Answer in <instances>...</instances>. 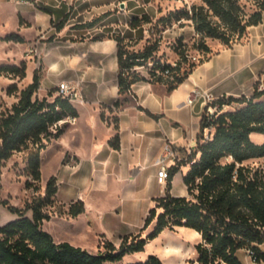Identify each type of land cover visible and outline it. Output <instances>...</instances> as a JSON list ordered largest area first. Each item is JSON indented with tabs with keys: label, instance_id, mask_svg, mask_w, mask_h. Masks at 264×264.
Returning <instances> with one entry per match:
<instances>
[{
	"label": "trees",
	"instance_id": "trees-1",
	"mask_svg": "<svg viewBox=\"0 0 264 264\" xmlns=\"http://www.w3.org/2000/svg\"><path fill=\"white\" fill-rule=\"evenodd\" d=\"M247 2L249 4L241 0H197L158 19L157 23L165 26L172 20L190 22L199 36L196 48L204 54L197 61L191 59L182 38L172 47L178 60L171 63L158 55L159 41H147L141 49H135L132 38L122 32L108 34L117 45L119 94L130 93L133 85L139 82L163 84L168 92L176 89L198 65L209 59L212 49L207 39L231 47L247 34L250 27L262 23L264 0ZM107 16L103 14L86 23L85 27H94ZM19 21L24 23L21 16ZM65 21L66 17L58 23V31L64 28ZM150 22L151 18L143 14L140 18L133 17L129 24L137 28ZM1 39L25 42L18 33L7 34ZM40 71V67L35 69L32 82L21 90L16 83L7 87L9 95L19 91L18 100L0 113V163L10 159L15 152L29 149L27 170L30 179L26 187L35 191L41 182L42 151L63 135L68 127L67 119L79 115L70 97L54 95L56 88L48 90L43 98L35 96L41 86ZM26 75L25 60L20 64H0V76L22 80ZM232 103L241 106L231 111L223 110ZM121 104L117 100L113 107ZM214 105L218 107L214 115L202 113L194 151L185 161L170 167L165 195L155 199V206L149 210L140 233L124 235L119 246L106 241L104 251L98 253L69 242L57 243L42 227L44 221L50 219L47 208L55 203L58 191L57 178L51 176L43 197L27 203L24 209L8 206L18 217L0 226V264L116 263L129 254L145 251L147 244L163 231H176L179 227L193 229L201 236L195 245L194 264H243L238 256L241 249L250 251L255 262L264 261L261 249L264 244V167L244 164L250 159L264 157V143H256L251 138L253 133L264 135V90L255 88L250 96H222ZM101 117L104 119V114ZM114 128L116 133L110 143L119 149L117 119H114ZM206 129L214 130L209 138L204 135ZM183 164L190 165L183 177L188 196H174L171 192L173 178ZM28 210L31 217L26 215ZM84 211V203L79 200L70 204L67 213L76 218ZM151 226V230L143 235L142 232ZM127 264L165 263L159 256L151 254L145 261Z\"/></svg>",
	"mask_w": 264,
	"mask_h": 264
},
{
	"label": "crops",
	"instance_id": "crops-1",
	"mask_svg": "<svg viewBox=\"0 0 264 264\" xmlns=\"http://www.w3.org/2000/svg\"><path fill=\"white\" fill-rule=\"evenodd\" d=\"M28 2L0 0V64H18L13 53L8 54V49L19 45L22 55L27 49L32 53L35 51L34 54L43 60L45 66L40 71V88L43 86L44 76H49L50 84L44 87L45 91L57 86L58 81L68 82L76 91L77 98L72 103L79 115L66 120L68 127L65 132L59 139L53 140L48 148L54 145L61 151L59 170L52 175L56 176L58 182L55 199L64 205L66 211L71 203L79 200L85 206V211L76 218H52L45 221L42 227L52 234L57 243L69 242L80 246L84 242L93 243L94 238L100 236L119 246L124 235L141 232L149 210L155 206V199L165 195L167 180L158 181L159 166L156 164L163 148L168 143L173 145L178 156L175 161L177 164L185 161L197 145L203 104L199 99L194 105H189L187 98L190 92L199 87L211 91L216 97L247 95L256 80L255 55H258L257 58L264 55V31L255 33L261 40V43L257 41L255 53L235 57L233 50L236 47L215 52L171 92L163 84L139 82L133 85L130 93L121 96L117 85L116 42L108 36L90 41L86 36L88 33L83 41L74 42L68 36L73 35L77 29H41L36 19L30 21L25 15L23 9ZM6 4H13L15 8L14 30L9 29L8 20L2 11V6ZM40 12L46 14L51 22V14ZM30 14L37 16L35 12ZM19 16L22 17L23 24H20ZM54 16L53 14V18ZM30 22L31 27L28 26ZM85 30L89 32L91 29ZM118 30L110 32H123ZM10 33L20 34L25 42L1 39ZM53 35V40L47 42ZM31 46L34 51L30 50ZM49 47L52 48L50 52ZM23 60L27 59H21ZM117 100L122 104L113 107ZM147 111L158 118L152 117ZM114 119H117L119 125V149H115L110 143L116 133ZM256 138V143H264L263 134L256 135ZM48 148L41 164H44ZM189 167V164H183L175 174L171 190L174 196H188L183 177ZM129 199L141 200L144 203L143 211L131 212L126 205ZM11 216L0 226L18 217L16 214ZM138 219L141 221L140 225L132 226ZM52 221L67 224V237H62L47 227V223ZM151 228L152 226L142 234L146 235ZM183 230V227H179L176 231L193 233L195 238L199 235L193 229ZM176 231L165 230L151 240L144 252L136 253L139 256L141 254L139 261H145L149 255L154 254L165 264L168 261L172 264H185V260L176 252L171 260H167L163 252L164 247L170 248V238H177V235L174 236ZM159 240V247L152 249ZM200 240L201 236L194 245ZM179 241L182 248L184 242ZM261 249L264 251V245H261ZM238 256L243 264H264V261L255 262L247 249L239 250Z\"/></svg>",
	"mask_w": 264,
	"mask_h": 264
},
{
	"label": "rangeland",
	"instance_id": "rangeland-1",
	"mask_svg": "<svg viewBox=\"0 0 264 264\" xmlns=\"http://www.w3.org/2000/svg\"><path fill=\"white\" fill-rule=\"evenodd\" d=\"M37 1V0H35ZM28 2L25 3V15L30 19V21L36 19L39 23L41 29H57L58 23L66 17L65 27L63 29H77L73 35L68 36L71 41L81 42L86 36H88L90 41L97 39H104L110 34V31L119 29L118 31H123L128 38H132L133 48L141 49L147 41L155 42L159 41V52L158 55L162 56L163 59H166L168 62L174 63L178 60V56L173 51L172 47L177 43L179 38L183 39V43L186 44L188 48V53L193 61H197L200 57H203L204 54L197 50V40L199 36L196 34L193 26L189 21L181 20L175 21L172 20V23L168 25H163L157 23L158 19L162 16L168 15L170 12L182 9L186 4L190 6L194 1L197 0H38V2ZM243 3H248L247 0H241ZM249 4V3H248ZM2 11L5 14L6 19L8 20L9 29L15 27V8L13 4H6L2 6ZM40 11H47V13L52 15V21L48 20V16ZM31 12L37 13V16L30 14ZM53 14L55 15L53 18ZM103 14H108L107 17L102 19L94 27H85L86 23L93 21L94 19L100 17ZM143 14L148 15L151 18L150 23L142 24L137 28H132L129 24L130 20L133 17H142ZM28 26H32V23H28ZM85 29H91L89 32ZM132 29H136L135 31ZM256 29V30H254ZM17 31V30H16ZM264 31V17L262 23L257 26L250 27L247 34L239 41L235 42L231 47L234 48L235 57H246L250 56L252 53H255L257 47V41L261 43V40L258 39L255 33ZM19 32V31H18ZM20 33V32H19ZM88 33L86 36L85 34ZM25 34V33H24ZM27 34V33H26ZM28 35V34H27ZM55 36L49 37L46 41H52ZM207 43L212 49L211 55L215 52H218L222 49L228 48L227 46L221 44L217 40L207 39ZM245 44V45H244ZM242 45V46H240ZM263 45V44H262ZM24 46V45H21ZM238 47V48H237ZM32 46L30 47V50ZM22 48L17 45L8 49V54L15 56V60L20 64L21 59H27V75L24 79L20 80L18 78H11L9 76H0V113L11 108L12 104L18 100V93L7 94V87L16 83L18 90L25 88L32 81L34 70L37 68L44 69L43 60L39 56L35 55V51L32 53L25 50L23 55L21 54ZM52 48L49 47V52ZM28 54L30 57H28ZM258 55H255V82L253 88L247 93V96H250L255 88L264 89V55L257 58ZM257 58V59H256ZM30 61V63H28ZM258 76V77H257ZM50 84L49 76H44V82L42 88L35 94L38 98H43L47 96L49 89L45 91L44 87ZM58 81L57 86L53 87L57 90L54 95L58 94ZM45 91V92H44ZM52 100V97H49ZM241 105L232 103L231 105H226L224 111H231L238 109ZM62 123H60L61 125ZM214 130L210 132L213 134ZM209 131L205 130L204 135H208ZM255 133L252 135L254 141H257ZM53 142V141H52ZM51 145V144H50ZM49 146V145H48ZM48 148V147H47ZM46 148V149H47ZM46 149L42 151V157L45 155ZM29 149L15 152L13 156L0 163V225L5 223L8 217L14 215L9 209L8 206L17 207L19 209H24L27 203L32 202L35 199H39L45 195V189L48 179L56 174L59 170L61 151L57 146H51L47 150V154L44 158V164H41V182L38 190L33 188H27L26 182L30 179L27 170V158H28ZM245 165H250L252 167H264V157L254 158L246 161ZM126 205L129 206L131 212L140 213L143 211L144 203H141V200H127ZM47 212L52 218H67L71 216L68 215L67 211L64 210V205L59 201L55 200V203L52 206L47 208ZM17 215V214H16ZM27 216L32 215L31 211L26 212ZM49 219V220H50ZM47 221V220H45ZM44 221V222H45ZM140 220L134 221L132 226L140 225ZM67 224L56 221L47 223V227L53 229L56 234L67 237V232L65 226ZM181 228V227H180ZM183 231H192L187 227H183ZM177 235V238H170L169 247H164L165 256L167 260H171L174 257V252L178 254L179 257H182L185 260V264H194L193 259L195 258L196 251L194 249V244L197 242L199 235L193 237V233L189 232H178L174 233V236ZM195 236V235H194ZM92 241L84 242L80 247L85 246L88 248L91 253H98L104 251V242H106L100 236L94 238ZM169 240V239H168ZM184 242V246L180 248V241ZM161 240L157 241L152 249L159 247ZM166 242V240H164ZM264 245V244H263ZM167 250V251H166ZM169 250L171 253V258ZM163 251V252H164ZM144 252V251H143ZM173 254V255H172ZM141 257L136 253L129 254L124 257L120 262L108 263V264H127L129 262H139ZM172 264L171 261H168L167 264Z\"/></svg>",
	"mask_w": 264,
	"mask_h": 264
},
{
	"label": "built area",
	"instance_id": "built-area-1",
	"mask_svg": "<svg viewBox=\"0 0 264 264\" xmlns=\"http://www.w3.org/2000/svg\"><path fill=\"white\" fill-rule=\"evenodd\" d=\"M259 90H264L263 87ZM58 94L62 95L64 97H70L71 100L77 98V93L75 90H73L68 82H61L58 85ZM222 97V96H221ZM220 97H216L211 91L209 90H203L199 87H196L193 89V91L190 92L187 98V103L189 105H194L199 99L202 100L203 104V111H206V114L208 116L214 115L217 111L218 107L214 105V103L219 99ZM225 107V106H224ZM224 110V108H223ZM209 131L208 135H206V138H209L210 136V129H206ZM192 148V147H191ZM178 156L173 148V145L168 143L160 153L158 159H157V165L159 166V172H158V181L159 182H165L168 178V172L171 166L175 164V161L177 160ZM249 252V255L251 256V252Z\"/></svg>",
	"mask_w": 264,
	"mask_h": 264
},
{
	"label": "bare ground",
	"instance_id": "bare-ground-1",
	"mask_svg": "<svg viewBox=\"0 0 264 264\" xmlns=\"http://www.w3.org/2000/svg\"><path fill=\"white\" fill-rule=\"evenodd\" d=\"M199 235H200V234H199ZM163 251H164V250H163ZM166 251H167V250H166ZM171 251H172V250H171ZM171 251L169 250V253H170V254H168V255H170V258H171V253H172ZM164 252H165V251H164ZM172 255H173V254H172ZM164 257H165V256H164ZM167 258H168V257H167ZM167 258H166V259H167ZM169 264H170V263H169Z\"/></svg>",
	"mask_w": 264,
	"mask_h": 264
}]
</instances>
